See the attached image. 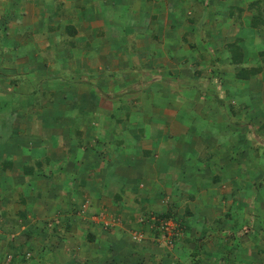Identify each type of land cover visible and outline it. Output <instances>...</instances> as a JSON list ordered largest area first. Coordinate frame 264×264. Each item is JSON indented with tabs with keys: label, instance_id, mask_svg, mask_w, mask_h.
Here are the masks:
<instances>
[{
	"label": "crops",
	"instance_id": "obj_1",
	"mask_svg": "<svg viewBox=\"0 0 264 264\" xmlns=\"http://www.w3.org/2000/svg\"><path fill=\"white\" fill-rule=\"evenodd\" d=\"M259 180L264 0H0V264H264Z\"/></svg>",
	"mask_w": 264,
	"mask_h": 264
},
{
	"label": "rangeland",
	"instance_id": "obj_2",
	"mask_svg": "<svg viewBox=\"0 0 264 264\" xmlns=\"http://www.w3.org/2000/svg\"><path fill=\"white\" fill-rule=\"evenodd\" d=\"M249 32H250V30H248ZM248 31H246L245 29L244 30H242V29H238V31H237V35H236V38H237V40L238 41H240V44H242V45H244L246 48H248V49H252L253 48V46L255 45V44H258V45H260L261 44V38H262V35H260V34H250ZM253 39H255V42L253 41ZM258 42V43H257ZM248 99V98H247ZM250 100H254L253 98H250ZM201 126H203V120L202 119H200V127ZM173 140H177V137H173ZM239 146H247V145H245V143H239ZM213 168H211V170H212ZM258 173V172H257ZM243 174L249 179L248 181L250 182V184H251V182H253V180H252V178L250 179V176H252L253 175V173H251V171L250 170H248V171H244L243 172ZM260 174V173H259ZM257 185L259 186H257V187H255L254 189H249L248 187L244 190V195L247 197V198H249L250 199V204H254L255 202H256V200H257V197H255V196H263V198H264V194H263V190H261V188H263V185H264V183L261 181V180H259L258 182H257ZM260 190H259V189ZM264 189V188H263ZM264 200V199H263ZM246 203H247V201H245ZM256 213H258V212H256ZM156 218V217H155ZM162 219V218H161ZM156 220L159 222L160 221V219H157L156 218ZM257 222H260V225H261V227H264L263 226V223H264V218H259V219H257V221L255 222L256 224H257ZM194 224V223H191V221L190 220H187V224ZM244 223V221L243 220H241V219H236V220H234V222L230 225L231 227H233V228H235V226H240V225H242ZM161 224H162V222H161ZM194 225H196V224H194ZM225 227H227V226H225ZM157 228H158V230L161 232V233H164L163 234V236H164V238L165 237H167L169 234H168V232H167V229L165 230L164 228L162 229L161 227H159V225H157ZM167 232V233H166ZM229 232H230V234H229ZM233 230H228L227 232H223V231H221V230H219V233H218V237H217V239L218 240H221V238L222 239H224V238H227V239H231V238H233ZM209 234H210V232H208ZM211 233H213V234H215V230L214 231H211ZM257 233H260L259 232V230L257 229V228H255V226L254 227H252V235H253V237L256 235V237H260V236H258L257 235ZM228 235H230V236H228ZM236 235L238 236V237H236ZM234 236H235V244H233V245H230V244H228V243H226V246H225V249H226V251H228V252H231V253H234L235 254V256L236 257H238L240 254L241 255H243V253H244V247L245 248H247V246H250L251 245V243H249V244H247V245H245V244H242V243H239V241H238V239H239V234L236 232V234H234ZM214 238H216L215 237V235L213 236ZM256 241H258V239L257 238H255L254 240H252V244H254L255 245V243H257ZM44 244H47V242H44ZM165 245H167V246H169L170 244H168V243H166L165 242ZM39 250V249H38ZM204 250V249H203ZM203 250L202 251H200V258H202V257H204V255H205V252H203ZM40 251V250H39ZM39 251H37L36 250V253L38 254V252ZM36 253H35V251H30L29 252V255L28 256H32V257H36ZM40 253V252H39ZM212 256V255H211ZM214 257V256H213ZM247 257V256H246ZM245 256L244 257H241L240 259H247V261H248V259L249 258H246ZM8 258V257H7ZM5 259L1 264H14V259H12L13 260V263H9V259ZM31 259V258H30ZM246 263V262H245ZM19 264V263H18ZM47 264V263H46Z\"/></svg>",
	"mask_w": 264,
	"mask_h": 264
},
{
	"label": "trees",
	"instance_id": "obj_3",
	"mask_svg": "<svg viewBox=\"0 0 264 264\" xmlns=\"http://www.w3.org/2000/svg\"><path fill=\"white\" fill-rule=\"evenodd\" d=\"M159 217L166 218L167 215H166V214H162V215H160ZM153 231H154V233H155V231H156L157 233L160 232V231L158 230V228H156V227H154ZM160 233H161V232H160ZM161 234H163V233H161ZM154 236H155V235H154ZM192 257H193V258H191L190 260H188V263H187V264H197V262H196L194 256H192ZM175 264H181V263H180V262H175Z\"/></svg>",
	"mask_w": 264,
	"mask_h": 264
},
{
	"label": "built area",
	"instance_id": "obj_4",
	"mask_svg": "<svg viewBox=\"0 0 264 264\" xmlns=\"http://www.w3.org/2000/svg\"><path fill=\"white\" fill-rule=\"evenodd\" d=\"M161 228L163 229V227H161ZM164 229H165V228H164ZM165 230H166V229H165ZM140 237H141V234H139V233H137V234H133V235L131 236V238H132L134 241L139 240Z\"/></svg>",
	"mask_w": 264,
	"mask_h": 264
}]
</instances>
